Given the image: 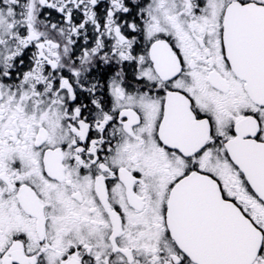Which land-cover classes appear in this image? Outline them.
Segmentation results:
<instances>
[{
	"label": "snow or ice",
	"instance_id": "1",
	"mask_svg": "<svg viewBox=\"0 0 264 264\" xmlns=\"http://www.w3.org/2000/svg\"><path fill=\"white\" fill-rule=\"evenodd\" d=\"M0 264H264V0H0Z\"/></svg>",
	"mask_w": 264,
	"mask_h": 264
}]
</instances>
